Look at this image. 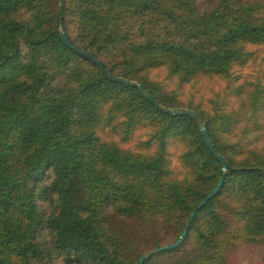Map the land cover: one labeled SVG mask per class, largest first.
<instances>
[{
  "label": "trees",
  "instance_id": "16d2710c",
  "mask_svg": "<svg viewBox=\"0 0 264 264\" xmlns=\"http://www.w3.org/2000/svg\"><path fill=\"white\" fill-rule=\"evenodd\" d=\"M0 0V264H228L264 247V4ZM80 52L69 49L61 34ZM264 64V53L259 58ZM224 84V91L207 86ZM134 142L132 144L131 142ZM245 170V171H244Z\"/></svg>",
  "mask_w": 264,
  "mask_h": 264
},
{
  "label": "rangeland",
  "instance_id": "374dc122",
  "mask_svg": "<svg viewBox=\"0 0 264 264\" xmlns=\"http://www.w3.org/2000/svg\"><path fill=\"white\" fill-rule=\"evenodd\" d=\"M220 0H197L198 6L202 12H206L218 5ZM244 3L249 4H264V0H243ZM255 51V60H253L247 67L241 69L239 79L234 80L230 84V89L235 90L239 88L247 89L248 84L252 81V76L262 70L264 73V64L259 66V58L263 56V50L253 49ZM215 91H224L226 86L224 84L205 87L201 93L205 96L210 94V89ZM262 127L259 137L256 140H251L247 144L249 150L264 149V110L262 112ZM134 144V142H131ZM228 264H264V247L262 246H243L233 245V248L229 252Z\"/></svg>",
  "mask_w": 264,
  "mask_h": 264
},
{
  "label": "water",
  "instance_id": "95a60500",
  "mask_svg": "<svg viewBox=\"0 0 264 264\" xmlns=\"http://www.w3.org/2000/svg\"><path fill=\"white\" fill-rule=\"evenodd\" d=\"M61 2V10L64 9V0H60ZM61 39L62 41L64 42V44L71 50L75 51L77 54H80L90 60H92L90 57L86 56L84 53L78 51L72 44L71 42L68 40V38L65 36L64 32H62L61 34ZM97 66L100 67V69L107 75V77L110 79V81L114 82V83H117V84H122V85H125V86H128V87H133V88H137L140 90L141 94L145 97L146 100H148L149 102H151L152 104H154L159 110H161L162 112L168 114V115H172V116H186V117H189V118H192L198 125V128L200 130V134H201V137L205 143V145L209 148L210 152L219 160V162L222 164V171H223V178L221 179L220 183L218 184L217 188H215L208 196V198L199 206V208L192 214L191 216V220L189 221V223L187 224V227H186V230L185 232L183 233L180 241L178 243H176L175 245L173 246H167V247H164L162 249H159L151 254H149L146 258H143L140 262V264H144L146 260L150 259L151 257H153L154 255H156L157 253H161V252H164V251H169V250H173L175 248H177L179 246V244L181 242L184 241L185 237L187 236L188 234V231L190 229V226H191V223L193 222V220L195 219L197 213L201 210H203L207 204L214 199V197L216 195L219 194V192L221 191V189L223 188V183L225 181V178H226V175H227V172L229 171L230 167L228 165V163L225 161V159L223 157H221L217 151L215 150L214 146H213V143L211 141V138H210V135H209V132L206 128V126L203 124V122L200 120V118L197 116L196 113L192 112V111H189V110H172V109H167V108H164L162 107L161 105H159V103H157L151 96L150 94L146 91V89L143 87V85L139 84V83H136V82H130L126 79H123V78H115L113 77L111 74H109L104 66L95 61V60H92ZM245 171V170H244ZM261 172L264 174V170H261Z\"/></svg>",
  "mask_w": 264,
  "mask_h": 264
}]
</instances>
